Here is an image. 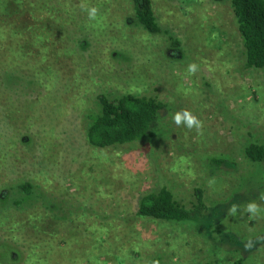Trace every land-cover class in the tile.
Listing matches in <instances>:
<instances>
[{
    "label": "rangeland",
    "instance_id": "rangeland-1",
    "mask_svg": "<svg viewBox=\"0 0 264 264\" xmlns=\"http://www.w3.org/2000/svg\"><path fill=\"white\" fill-rule=\"evenodd\" d=\"M150 1L160 35L134 0H0V264H264V163L243 153L264 145V72L241 66L230 0ZM101 94L167 107L148 140L94 149ZM185 109L202 134L174 123ZM164 186L187 205L203 189L206 218L138 217Z\"/></svg>",
    "mask_w": 264,
    "mask_h": 264
},
{
    "label": "trees",
    "instance_id": "trees-1",
    "mask_svg": "<svg viewBox=\"0 0 264 264\" xmlns=\"http://www.w3.org/2000/svg\"><path fill=\"white\" fill-rule=\"evenodd\" d=\"M136 17L140 26L150 35L164 31L154 15L150 0H134ZM233 20L242 41L240 63L244 69H258L264 72V0H230ZM178 44V42H176ZM97 113L87 116L86 139L91 148L112 149L122 145L148 140L157 129L160 114L167 105L155 97L124 94L112 98L98 96ZM245 159L254 164L264 163V145L251 142L243 150ZM211 164L220 165L218 156L209 158ZM22 195H32L35 185L31 182L15 184ZM190 205L177 199L168 187L147 190L138 198L136 215L165 223L191 222L198 214H204V191L194 190ZM19 204V203H18ZM164 264V263H159ZM198 264H216L205 260ZM231 264H245L237 259Z\"/></svg>",
    "mask_w": 264,
    "mask_h": 264
},
{
    "label": "clouds",
    "instance_id": "clouds-1",
    "mask_svg": "<svg viewBox=\"0 0 264 264\" xmlns=\"http://www.w3.org/2000/svg\"><path fill=\"white\" fill-rule=\"evenodd\" d=\"M81 8L87 11L89 21L98 20L99 9L97 7L88 8L85 5H81ZM197 70H198V65H196L195 63L189 64L188 69H187L189 74H195ZM173 120L177 126L184 125L189 130L195 129L198 134H202L203 122L197 116H195L190 110L185 109V110L176 112L173 116ZM210 183L212 182L210 181ZM236 209H237V206L233 205L230 212L234 215L236 213ZM258 210H259V207L254 202L249 203L247 205V211L252 213L253 215L257 213ZM248 246H250V244L246 245V247Z\"/></svg>",
    "mask_w": 264,
    "mask_h": 264
}]
</instances>
